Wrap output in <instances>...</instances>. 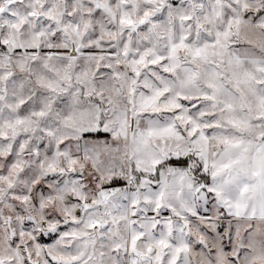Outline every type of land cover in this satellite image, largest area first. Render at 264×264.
<instances>
[{
  "label": "snow or ice",
  "instance_id": "snow-or-ice-1",
  "mask_svg": "<svg viewBox=\"0 0 264 264\" xmlns=\"http://www.w3.org/2000/svg\"><path fill=\"white\" fill-rule=\"evenodd\" d=\"M0 264H264V0H0Z\"/></svg>",
  "mask_w": 264,
  "mask_h": 264
},
{
  "label": "clouds",
  "instance_id": "clouds-1",
  "mask_svg": "<svg viewBox=\"0 0 264 264\" xmlns=\"http://www.w3.org/2000/svg\"><path fill=\"white\" fill-rule=\"evenodd\" d=\"M127 163H128V162H127V161H125V164H127ZM193 163H196V161H194V160H193Z\"/></svg>",
  "mask_w": 264,
  "mask_h": 264
}]
</instances>
